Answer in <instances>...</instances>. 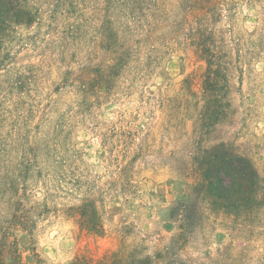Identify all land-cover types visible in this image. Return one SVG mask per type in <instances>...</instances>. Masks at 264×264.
<instances>
[{"label":"trees","instance_id":"16d2710c","mask_svg":"<svg viewBox=\"0 0 264 264\" xmlns=\"http://www.w3.org/2000/svg\"><path fill=\"white\" fill-rule=\"evenodd\" d=\"M36 1L0 0V75L9 73L17 63L13 46L25 41L17 29L36 22ZM110 1L114 0H98L102 5ZM231 1L174 0V9L169 13L165 12L163 0H153L141 7L142 18L132 15L133 7L126 5L130 13L124 20L102 8L97 18L93 17L94 32L90 37L77 30L78 37L73 38L78 43H93V48L61 49L45 54L46 59L53 57L62 67H54L55 63L48 64L43 59L40 61L43 67L27 64L18 69V84L23 79L43 91L48 90L52 80L59 79V87L53 91L54 94L57 91L59 98H53V93L41 100L30 98L31 136L27 144L17 149L20 155L11 170L7 150L0 153L6 178L3 184L7 185L1 195L5 200L4 208H0V264H30L25 253L35 252L32 249L35 220L41 214L29 206L28 187L37 171L45 190L41 204L37 201L35 204L42 209L50 207L53 192L69 194L75 187L76 204L59 214L73 220L82 234L103 236L106 204L116 198L128 203L135 197L137 167L153 152L154 111L165 107L161 96L148 98L146 87L139 88L135 91L137 109L120 113L108 127H101L106 150L103 156L106 173L102 176L75 174L74 161L69 163L75 155L70 135L75 121L87 118L83 111L93 96L114 97L125 88L130 89L135 80L147 82L152 74L161 76L167 58L176 52L175 47H182L183 51L196 48L206 70L203 97L197 101L199 106L193 116L194 135L189 150L178 157L174 169L187 180L189 194L187 200L168 210L173 229L168 235L159 236L150 250L140 246L129 250L124 246L99 260L78 254L68 264H214L209 257H194L187 251L202 240L201 236L220 216L241 224L249 222L250 231L264 228V171L231 144L211 137L228 118L231 108L229 98L224 95L230 81L221 76L219 67L223 48L220 23L229 18ZM153 24L167 29L164 38L168 45L164 50L155 46L157 31ZM81 28L79 24L78 29ZM175 119L177 116L171 121Z\"/></svg>","mask_w":264,"mask_h":264},{"label":"rangeland","instance_id":"374dc122","mask_svg":"<svg viewBox=\"0 0 264 264\" xmlns=\"http://www.w3.org/2000/svg\"><path fill=\"white\" fill-rule=\"evenodd\" d=\"M172 1L163 0L165 12L170 13L174 9ZM36 2V22L28 28L17 29L18 35L25 39L22 44L13 46L17 63L12 65L9 73L2 72L0 75V153L3 149L7 150L5 155L10 162L9 170L20 155L17 149L27 144L31 136L28 127L30 98L45 99L47 95L54 94L60 84L59 79L52 80L47 91L23 79H20L22 84H18V69L27 64L43 67L40 63L43 59L48 64L55 63L54 67H62L53 61V57L46 59L45 54L61 49L93 48V43H78L73 38L78 37L77 30L90 37L94 32L91 28L92 20L95 24L93 17L97 18L102 8L124 20L125 15L130 13L125 8L127 5L133 7L132 15L142 18L141 7L152 4L153 0H114L103 5L98 0ZM229 5V18L220 23L223 48L219 67L221 76L228 77L230 81L224 95L229 98L231 108L228 118L211 137L231 144L263 172L264 0H232ZM79 24L84 29H78ZM155 25V46L164 50L168 45L164 38L167 29ZM174 50L176 52L167 58L161 76L152 74L147 82L135 80L129 85L130 89L125 88L114 97L98 99L93 96L92 102L83 111L87 118L77 119L70 135L75 155L69 163L74 161L75 174L102 176L106 173L103 162L106 150L101 127H108L120 113H131L137 109L135 91L139 88L146 87L148 98L161 96L165 107L154 111L153 152L137 167L138 191L135 197L128 203L116 198L106 204L103 236L82 234L73 220L59 214V211L76 204L75 187L72 186L73 192L69 194L53 192L50 207L42 209L40 204L45 189L43 178L37 171L28 187L29 206H34L38 215L41 214L40 219L35 220L37 226L32 244L35 252L25 253L30 264H68L78 254L99 260L124 246L129 250L139 246L150 250L159 236L168 235L173 229L168 221V210L174 204L187 200L189 194L187 180L174 169L178 157L189 150L188 144L194 135L193 116L199 106L197 101L203 97L206 70V64L196 48L183 51L182 47H175ZM53 98H59L57 91ZM173 116L177 119L171 121ZM2 166L0 155V208H4L5 199H1V195L7 186L3 184L6 178ZM36 201L40 204H35ZM200 239L187 251L194 257H209L214 264H264V228L250 231L249 222L241 224L220 216ZM34 254L39 257H34Z\"/></svg>","mask_w":264,"mask_h":264}]
</instances>
